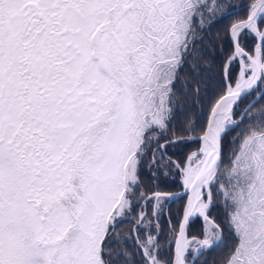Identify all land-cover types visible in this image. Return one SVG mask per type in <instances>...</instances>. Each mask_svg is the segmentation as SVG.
Wrapping results in <instances>:
<instances>
[{"label":"snow or ice","instance_id":"6c2138e0","mask_svg":"<svg viewBox=\"0 0 264 264\" xmlns=\"http://www.w3.org/2000/svg\"><path fill=\"white\" fill-rule=\"evenodd\" d=\"M244 11L0 0V264H264V110L249 116L264 101V0ZM225 21L222 94L198 127L176 100L207 92L205 38ZM180 141L199 145L183 162L168 155ZM176 176L177 191L157 183ZM180 200L165 251L160 220Z\"/></svg>","mask_w":264,"mask_h":264},{"label":"trees","instance_id":"16d2710c","mask_svg":"<svg viewBox=\"0 0 264 264\" xmlns=\"http://www.w3.org/2000/svg\"><path fill=\"white\" fill-rule=\"evenodd\" d=\"M230 2L237 6V10L239 12L238 16H233V19H238L240 16H246V12L244 11V6L249 3V0H230ZM230 24V21H225L223 24L217 25L213 28L212 32L209 33L205 38V51L207 55V62L204 64V67L207 68V72L204 73L205 76V87L207 88V92H201V101L199 103L194 102L195 97H189L187 101L183 99V97H178L176 102L183 104L187 109H189L190 115L193 119L197 121V126H202L206 123L210 104L214 99H217L220 94H222V81H221V65L223 62V57L220 53V44H224L225 51H227L229 45L226 39V31ZM217 33L220 35L217 36ZM252 99L249 97L240 102L239 108L236 109L237 113H239L247 104L248 100ZM261 110H264V101H261L256 105L255 108L252 109V112L249 113V116L257 115ZM240 116L237 115L236 119H239ZM247 120V117H245ZM257 121L253 120L252 123H256ZM237 132L240 129L236 130ZM236 135V132L229 133V135L225 138L224 141V159L227 161L229 152L231 151V145L229 141L233 136ZM199 145L195 142L189 141H180L177 145L168 147V155L172 157V159L183 162L187 156L196 151ZM160 184L161 189L164 191H177L179 190V177L176 176L175 180L171 178L165 181L162 177L157 181ZM167 185V186H166ZM143 187L146 192L151 193L154 188L153 184L150 182V174L145 171ZM185 201L180 200L178 203L173 202L170 204V212L165 211L164 215L160 220L161 228L163 230V235L160 237L162 246L165 251H167V244L165 241L168 238V229L169 223L168 218L169 215L171 217V221L175 224L177 220V213L183 207ZM211 215L216 218L217 222H222L223 219V211L219 208H213ZM204 230V225L201 220H197L195 223L190 225L189 228V236H200ZM119 231L123 234L129 231L127 225H122ZM131 243V241L129 242ZM218 253L213 254V258L208 260V264H219ZM204 258H201L200 264H203Z\"/></svg>","mask_w":264,"mask_h":264},{"label":"bare ground","instance_id":"6f19581e","mask_svg":"<svg viewBox=\"0 0 264 264\" xmlns=\"http://www.w3.org/2000/svg\"><path fill=\"white\" fill-rule=\"evenodd\" d=\"M203 233V232H202ZM200 235H202V234H200ZM199 236V235H198Z\"/></svg>","mask_w":264,"mask_h":264},{"label":"water","instance_id":"95a60500","mask_svg":"<svg viewBox=\"0 0 264 264\" xmlns=\"http://www.w3.org/2000/svg\"><path fill=\"white\" fill-rule=\"evenodd\" d=\"M240 119V118H239ZM202 221V220H201Z\"/></svg>","mask_w":264,"mask_h":264}]
</instances>
